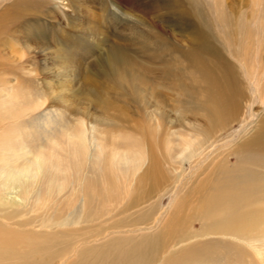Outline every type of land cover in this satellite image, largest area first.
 I'll return each instance as SVG.
<instances>
[{"label":"bare ground","instance_id":"bare-ground-1","mask_svg":"<svg viewBox=\"0 0 264 264\" xmlns=\"http://www.w3.org/2000/svg\"><path fill=\"white\" fill-rule=\"evenodd\" d=\"M75 1L76 9L71 12H74L76 18L87 19V30L84 33L95 35L98 39L96 45L102 44L106 36L105 24L113 23V20L102 21L109 9L106 2L110 0ZM185 1L187 9L181 10L175 20H169V29H177V32L184 34L190 50L188 47L184 51L172 48L159 37L154 41L144 39L136 34V31H130L125 36L128 43L110 41L104 46L106 51L103 60L96 57L89 63V68L96 77L87 75L85 78L87 86L89 85L88 92L93 96V102L99 107L100 113L90 117L89 121L80 120L77 130H64V140L53 136L51 147L39 145L36 149H31L33 145L27 144L22 147L24 151L21 154L5 152L10 158L0 161V192L5 193L0 195L3 200L9 196V200L18 207L12 215H5V219H11V216H16L21 211L28 210L27 208L38 211L41 209V214L37 216L40 220L33 219L31 215L18 222V226L36 222L44 226L56 224L67 228L60 231L61 236L69 237L68 240L78 238L81 241L98 237L110 229L120 230L126 226L144 229V226H149L151 233H142L128 248L122 246L126 244L123 238L110 237L111 239L106 240L102 246L103 250L112 254L107 264H196L195 257H200L198 260L202 261L201 264H210L212 260L218 264H264V182H255L252 179L253 167L264 158V112L254 120L248 119L253 114L252 109H249L248 115L241 114L242 104L249 108L259 103L260 107H264L263 20L260 18L257 25L259 28L255 30L248 24L252 20L251 12L245 13V17L238 22L243 0H211L208 4L213 10L215 23L222 25L227 35L234 34L229 39L233 41L231 47L235 48V52L233 51V60H224L220 56L209 55L208 52L200 57L195 53L196 49L207 41L202 27L198 24L201 19L200 9L204 8L203 2ZM251 1L252 4H260L263 0ZM25 4L26 0H15L11 4L15 8L13 14L0 16L1 44L13 37L16 40L15 45L20 43L26 44L27 47L29 32L24 31L25 29L19 32L17 29H22L23 26L31 27L30 21L25 18L24 9L19 6ZM47 4L49 3L42 1L32 9L37 11V14L49 17L54 12L42 9ZM117 6H113V11L130 19L131 30L136 28L135 23L143 22L141 18H136ZM8 18L14 19L11 24L10 20L4 23ZM39 18L38 16L35 20H38L40 30L44 23ZM9 24L8 29L6 26ZM125 33L124 29L117 32L121 37ZM13 45H8V48ZM148 49L152 52L150 57L147 54ZM13 50L15 48L11 52ZM174 51L180 52L182 57L174 54ZM142 57L151 61H144ZM58 69V66L54 67L55 71ZM35 71L28 69L30 74H36ZM157 72L162 76L150 75ZM162 78L163 82H159L158 79ZM17 86L19 85L16 84L18 89ZM148 91L150 95H155L152 103L144 98ZM122 93H134L144 98L138 107V113L151 130V134L144 138L147 148L141 151L127 147L137 143L136 139L133 142L131 136L118 134L120 130L129 134L130 127L136 131L145 129L141 119L138 121L127 113L121 114L116 110L114 102H120ZM164 98L173 99L174 102L168 104L169 110L175 113L173 119L166 121V127L160 123L168 114L163 110ZM177 98L181 99L178 104L175 103ZM6 102L9 104L11 100L7 99ZM152 107L157 113L150 112ZM125 108L126 105L123 104L121 109ZM82 115L87 117L85 112ZM50 117L51 122H56L61 115L54 111ZM235 124L240 125L238 129L233 130ZM98 126L107 128L114 134L110 135L105 129L99 130ZM242 131L248 134H244L239 140H235L236 137L226 139L232 137L233 132L240 135ZM24 136L28 134L25 133ZM222 140L225 141L216 144ZM161 142L165 145L161 146ZM106 146H110L109 173L112 172L114 176L121 174L122 168L130 174L129 178L123 175L118 183L111 184L110 189L114 192H106L113 205L115 202L120 203L122 200L119 201L118 196L123 194L121 199H124L134 185V188L140 191L141 185L146 184L144 192H138L136 198L125 202V207L124 204L119 207L122 212H127L131 208L139 207L144 201L150 202L143 205L147 211L144 219H140L136 225V221L129 223L125 219L123 226L108 225L94 229V219L98 218V215L90 208L91 197L84 185L85 179L88 178V167L85 166L100 161ZM160 147H163L165 152L158 156L156 150ZM207 147L212 148V151H206ZM201 155L212 158L210 173L206 177L210 180H207L196 194L190 196L187 202V192L178 198L173 197L172 203L166 208L165 219L161 221L164 211L159 210L150 200L158 191L176 188L178 183H175L185 175L184 170L181 172L184 163L189 164L188 160L195 157L201 159ZM233 158L236 159L235 163H232ZM163 160L166 169L160 167ZM145 161L146 165L141 169ZM79 168V176L71 182L74 183L71 193L80 194L75 204L67 207L66 211L59 209L58 199L52 198L47 204L52 192L60 191L66 185V179L60 175L68 173L70 176L72 169ZM207 168L200 165L199 170L191 175H199V171H205ZM120 189L121 192H115ZM42 192H45V198H42ZM185 205H188L189 209L184 211ZM108 211L111 210L100 211L99 215ZM194 222L198 223L197 229ZM92 249L90 246L87 250ZM74 253L75 247L66 243L60 248L56 258L61 261L60 264H65ZM76 253V261L84 264L87 259L84 258L83 251L77 250ZM96 255L103 258L101 253L97 252ZM46 264H53V260Z\"/></svg>","mask_w":264,"mask_h":264},{"label":"rangeland","instance_id":"rangeland-1","mask_svg":"<svg viewBox=\"0 0 264 264\" xmlns=\"http://www.w3.org/2000/svg\"><path fill=\"white\" fill-rule=\"evenodd\" d=\"M14 1L15 0H0V16L13 14L15 8L11 6V4ZM42 1L49 3L42 9L54 12V14L46 17L39 13L37 14V11L32 9L33 6L42 3ZM92 1L94 0H91V2ZM198 1L200 0H196V3ZM210 1L211 0H202L204 8L200 9L201 19L200 23L197 22L202 27L207 41L206 44L196 49L195 53L203 57L202 54L206 55V52H208L209 55H217L224 60H233V51L235 52V48L231 47L233 41L229 38L234 34L230 33L227 35L225 28L215 23L213 10L209 7ZM26 2L27 4L19 6L24 9L25 18H28L31 27L28 28L27 26H23L22 29H17H19V32H23V29L29 32L27 47H25L26 44L20 45L19 43L15 45L16 40H14L13 37L9 40L11 42L7 41L3 44L0 43V89L2 90L0 91V161L3 159L7 160L8 155H6L5 152H8L7 154L11 152H15L16 154L23 153L24 150L22 147L27 144L33 145L31 149H36L39 145L51 147V138H53V136L58 137L60 140H64L65 138L62 135L64 130H67V128L77 130L80 120L85 119V121H89L88 119L90 117H94L100 113L99 107L93 102V96L88 92L89 85L87 86L88 82L86 83L85 78L87 75L96 77L93 75V70L89 68V63L96 57L103 60L105 56L104 52L106 51L104 46H107L110 41H125L128 43L127 37L125 36H127L130 31H134V33L136 31V34L141 35L144 39L149 38L154 41L155 38L159 37L172 48L183 49V51L186 50L187 47L189 50L191 49L184 34H180V31L177 32V29H169V27H171L169 20H175L181 10L187 9L188 6L185 0H110L106 2L109 5V9H107V13L102 18V21L104 19L105 21L113 20V23L108 22L107 25L105 24L106 36L102 44L100 43L99 45H96L98 44V39L95 35L84 33L87 30L85 28L87 19L76 18L74 12H71L76 9L77 1L26 0ZM117 5H120V7ZM241 5L243 7L241 8V16L238 22L240 23V20L245 17V13L251 12L253 16H251L252 20L248 23L250 27L257 30V28H259L257 25L260 18H262V28L264 29V0L261 1L260 4H252L251 0H243ZM113 6H117L120 10L126 11L128 14L130 13L136 18H141L143 22L135 23L136 28L131 30L132 24L130 19L115 13L113 11ZM38 16L40 17V21L44 23L40 30L37 24L38 20H35ZM235 17H237L236 13ZM7 20H10L11 24V21L14 19L8 18L4 23L8 22ZM166 23L168 25H166ZM10 24L6 26L8 29ZM2 26L4 27L5 24ZM173 26H175L174 22ZM121 29H124L126 32L122 37L117 34ZM12 33L14 32H11V34ZM8 42L11 45L14 44L15 47L13 45V47L8 48V45L11 46ZM202 47H204L203 51ZM13 48H15V50L11 52ZM52 54L56 56L53 57ZM147 54L150 57L152 52L148 49ZM174 54L182 57V54L178 51H174ZM142 59L144 61L148 60L145 57H142ZM148 61L150 62L151 59ZM55 66H58V71L54 70ZM30 68L35 69L36 74H30V72H28ZM171 69L175 70L174 68ZM150 75L152 77L162 76L159 72ZM96 79L98 80V78ZM163 79L164 78L158 79V81L163 82ZM98 81H101V79ZM15 83L19 85V87L17 86L18 89ZM12 84L15 85V87ZM5 92L7 95H5ZM148 93L149 91L147 92L148 96L146 95L144 98L152 103V100H154L153 96L155 95L152 96V94L150 95V93ZM142 97L143 96L135 95L134 93L133 95L130 93H122L119 99L120 102H114L116 110L119 113L121 112V114L127 113L129 116L139 121L142 117H140L138 113V107L144 99H142ZM7 99L11 100L9 104L6 102ZM164 100L165 105L163 110L168 114L165 115V120H162L160 123L163 127H166L168 125L166 121L168 119H173L175 113L169 110V104L174 102L173 99L169 100L168 98H164ZM180 101L181 99L177 98L175 103L178 104ZM123 104L126 105L124 110L121 109ZM259 105V103L258 105L255 103L252 107L248 108L246 104H242L241 114L248 115L249 109H252L253 114H251L248 119L251 118L254 120L264 112V107L262 108ZM150 109L151 113H157L156 110H152L153 107ZM54 111L61 115V117L57 119L56 122H51L50 115L54 114ZM83 112L87 114L86 118L82 115ZM11 121L14 123L11 124ZM141 121L145 128L143 131H136L133 127L129 129L133 131V133L130 131L129 134H126L121 130L118 131L119 135L131 136L132 138L130 137V139L132 141L136 139V141H138L137 143L127 147L135 148L138 151L147 148L144 145L146 140L144 138L151 134V130L144 120L141 119ZM153 124L155 125V123ZM239 125L240 124H235L233 130L238 129ZM98 129H105V132L107 131L110 135L112 133L114 134V132H110L104 127L98 126ZM25 133H27L28 136H24ZM244 134L248 133L242 131L240 135H238V133L233 132V136H229L226 139H234L236 137L235 140H239ZM161 140H163V138ZM223 141L225 140L216 142V144L222 143ZM164 142H161L160 145H165ZM109 147L110 146H106L104 156L100 161L89 163L85 166L88 167V178L85 179L84 185L88 190L87 193L90 194L91 197L92 204L90 208L97 212L98 215V218L94 219V223H96L94 229L100 226L105 228L108 225L119 226L122 224L123 226L125 222L123 220L125 219H127L126 221L129 223L136 221V225L140 219H144L145 211H147L143 205H148L150 203L144 201L139 207L131 208L127 212H122L123 210L119 209L123 204L125 207V202L128 199L132 200L136 198L138 192H144V190H146V188H144L146 184L141 185L140 188L142 190L140 191L134 188V185L128 195L124 196V199H121L123 194L118 196V200H122L120 203L115 202L116 204L114 203L113 205V203L108 200L109 197L106 192H114L110 189L111 184L118 183L123 175H126L127 178L130 177V174L122 168L120 169L122 175L115 174L114 176L112 172L109 173ZM209 149L212 151L210 147H207L206 151ZM156 152L158 156H161L165 150L163 147H160L157 148ZM202 156L203 155H201V159H196L195 157L188 160V162H190L189 164L184 163L182 166L184 168H181V172L185 171V175L181 180L175 183H178L176 188L173 190L158 191L150 200L151 203L157 205L159 210L162 212L164 211L161 221L165 219L167 213L166 208L172 203L173 197L178 198L187 192L188 196L185 199L187 202L190 196L196 194L201 186H203L207 180H210V178L206 179V177L210 173V161L212 158ZM9 158L10 157H8V159ZM197 160H200L199 163H196ZM235 162L236 159L233 158L232 163ZM164 163V160L162 163L160 162V167L166 169L167 166H165L166 164L164 165ZM145 165L146 161L141 169H143ZM200 165L208 168L205 171H199V175H191L192 172L195 173L199 170ZM192 166L194 167L192 168ZM253 168L254 172L252 179L255 182H264V158L259 160L256 167ZM80 170L81 168L77 170L72 169L70 176L68 173L60 175L61 178L64 177L66 179V185L60 191H51L52 197L47 201V204L50 203L52 198L58 199V201H60L59 209L61 211H66L67 207L69 208L71 204H75L76 198L80 194L79 192H75L74 195L71 193V186L74 184L71 182L79 176ZM137 172L138 171H136V173ZM247 179L249 181V177ZM121 191L122 189L115 192ZM0 194L3 196L5 193L0 192ZM44 194L45 192H42V195ZM45 197L46 195L42 196V198ZM110 198H112V196ZM15 208L18 207L9 200V196L6 200H3L0 195V240H2L0 241V264H46L51 259L53 260V264H60L61 261L56 258V254H58L60 248L66 243L71 245V247H75V253L73 256H69L65 264H69L71 261L74 262V264H79V261H76L78 259L76 257L77 250L83 251L84 258L87 259L84 264H107L112 254L110 251L103 250L102 246L106 240L111 238L116 239V237H118L117 239L123 238L126 244H122V246L128 248L134 244L142 233L146 232L148 234L152 231L149 226H147V228L144 226V229L137 226H126L120 228V230H106L102 235L91 237L86 241L78 240V238L68 240L69 237H63L60 233V231L67 228L59 227L56 224L44 226L38 225V222H36L26 226H18V222L31 215L33 219L36 218L35 220H40L37 216L41 214L39 213L41 209L38 211L34 208H27L28 210L24 209L25 211H21L16 216H11V219H5L4 216L12 215L16 210ZM188 209L189 206L185 205L184 211ZM103 210L111 211L99 215L100 211L102 212ZM194 224L197 229L199 227L198 223L194 222ZM78 226L80 225L78 224ZM109 231L113 232L110 233ZM118 231L120 232L118 233ZM50 233L53 234L50 235ZM90 246L93 249L88 251L87 249ZM114 246L119 247L116 243H114ZM97 252L98 254L101 253L103 258H100L99 255L98 258L96 255ZM199 258L200 257H195V259H197L195 262L196 264L202 263L201 260H198ZM210 264L218 263L212 260Z\"/></svg>","mask_w":264,"mask_h":264}]
</instances>
